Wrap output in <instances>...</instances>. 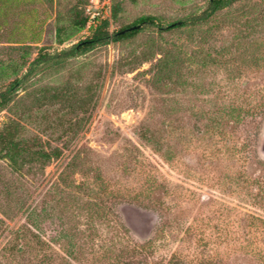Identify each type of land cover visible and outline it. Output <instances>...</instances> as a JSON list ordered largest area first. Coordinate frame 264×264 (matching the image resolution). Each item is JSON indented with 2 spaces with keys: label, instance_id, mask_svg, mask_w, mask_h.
Wrapping results in <instances>:
<instances>
[{
  "label": "rangeland",
  "instance_id": "1",
  "mask_svg": "<svg viewBox=\"0 0 264 264\" xmlns=\"http://www.w3.org/2000/svg\"><path fill=\"white\" fill-rule=\"evenodd\" d=\"M208 1L0 0V92L38 49L88 37L76 10L117 4L113 31ZM142 28L0 103V128L13 119L19 138L62 150L27 175L0 159V264H264V0L196 28Z\"/></svg>",
  "mask_w": 264,
  "mask_h": 264
},
{
  "label": "trees",
  "instance_id": "2",
  "mask_svg": "<svg viewBox=\"0 0 264 264\" xmlns=\"http://www.w3.org/2000/svg\"><path fill=\"white\" fill-rule=\"evenodd\" d=\"M135 1V0H131ZM238 0H209L206 7L197 14L189 15L185 18L172 21L166 25L158 22L152 16H146L138 19L133 24L122 27L118 30L110 31L111 20L113 21L118 12V5L112 4L110 7V16L96 17L95 25L89 28L88 37L78 43L64 48L60 51L50 53L46 48H40L35 57L29 62L26 72L19 78L14 79L8 87L0 92V103L4 107L12 98V95L27 80L36 74L58 67L67 61L85 54L97 46L117 43L136 36L144 27H152L159 33H167L181 29L196 28L209 23L219 12L230 7ZM88 16L83 12L75 11L72 24L79 29H84L88 24ZM134 25H141L139 29L127 30ZM61 30V29H59ZM161 60H158V64ZM157 64V65H158ZM20 125L13 119L5 123L0 128V159H4L10 169L20 175H27L35 165L46 166L52 159L59 158L62 150L59 148L48 149L43 143H36L35 140H26L19 138ZM142 138L148 143L153 142L152 135H142ZM27 224L35 227V218L33 211L26 216Z\"/></svg>",
  "mask_w": 264,
  "mask_h": 264
},
{
  "label": "built area",
  "instance_id": "3",
  "mask_svg": "<svg viewBox=\"0 0 264 264\" xmlns=\"http://www.w3.org/2000/svg\"><path fill=\"white\" fill-rule=\"evenodd\" d=\"M99 1L100 0H96V3H99ZM109 14H110V8H109ZM87 16H88V19H89L88 20V24H87V28L89 29L91 26L95 25L96 17L103 16V15H100L98 13H88Z\"/></svg>",
  "mask_w": 264,
  "mask_h": 264
},
{
  "label": "water",
  "instance_id": "4",
  "mask_svg": "<svg viewBox=\"0 0 264 264\" xmlns=\"http://www.w3.org/2000/svg\"><path fill=\"white\" fill-rule=\"evenodd\" d=\"M141 27V25H134L130 28H128L127 30H136V29H139ZM261 151L264 153V139L262 141V144H261Z\"/></svg>",
  "mask_w": 264,
  "mask_h": 264
}]
</instances>
